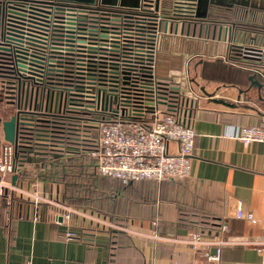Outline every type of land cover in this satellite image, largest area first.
<instances>
[{"label":"built area","instance_id":"1","mask_svg":"<svg viewBox=\"0 0 264 264\" xmlns=\"http://www.w3.org/2000/svg\"><path fill=\"white\" fill-rule=\"evenodd\" d=\"M54 4L63 7L52 9L47 24L38 28L32 42L24 46L28 55L21 60L22 65L15 63L10 70L0 68V105L9 107L11 114L18 113L17 132L30 131L32 139L27 145L35 149L27 160L17 158L15 146L19 142L5 140L0 125V196L8 195L7 219L13 214L12 198H17L32 207L31 214L18 212V218L37 221L44 210L52 209L53 218L66 225V236L77 239L80 235L69 226L71 217H83L97 225L112 224L81 208L69 207L54 191L42 189L36 178L22 176L27 163L32 160L40 164L42 156L48 159L56 151L78 153L83 146L97 175L123 181L188 177L196 132L189 121L193 106L185 98L191 99L194 92L190 86L180 85V107L174 115L160 110L154 95H148L144 103L130 99L118 103V89L88 78L96 73L98 62L105 63L109 75H117L124 85L134 75L146 79L160 75L156 71L157 55L163 35L172 32L173 27L166 20L160 30V16L155 14L159 0L157 7L156 0H138L135 10L145 13L142 18L102 15V23L96 27L98 43L90 42L87 27L77 24L89 18L87 11L70 3ZM120 4L119 0L114 3ZM196 8L197 0H173L170 11L174 16L186 17L196 15ZM179 25L184 24L177 22L174 29ZM228 46L236 47L240 56L228 59L226 51V62L264 79V40L260 44L229 41ZM109 52H121L122 59L110 57ZM46 67L53 70L52 74L69 72L70 82L42 84ZM145 85L140 83L136 88ZM241 100H245L243 95ZM102 110H112L118 118L99 120L93 112ZM232 136L244 144L264 142V128L240 126ZM222 230H226L225 223ZM188 242L200 249L209 240L192 232Z\"/></svg>","mask_w":264,"mask_h":264},{"label":"crops","instance_id":"2","mask_svg":"<svg viewBox=\"0 0 264 264\" xmlns=\"http://www.w3.org/2000/svg\"><path fill=\"white\" fill-rule=\"evenodd\" d=\"M200 1L205 6L236 4L264 11V0H197L196 12L198 7L204 11ZM227 26L179 25L164 34L161 43L162 52L181 50L183 60L191 52L201 56L197 70L204 61L214 60L220 68L236 70V76H213L203 68L199 73L208 91L218 86L219 96L234 98L237 89L232 85L246 87L251 74L225 61L228 43L260 44L264 36L239 28L227 30ZM158 61L159 53L156 71L165 76L157 68ZM261 91L264 96V85ZM200 99L189 115L196 134L188 177L127 183L106 179L101 186L106 201L99 198L97 205L103 208L107 203V213L100 217L112 226L100 229L103 225L71 217L69 226L80 235L77 239L66 236V225L53 218L52 209L44 210L37 221L17 214L7 219L4 212L0 264H264V142L244 144L232 136L240 126L264 128V102L253 101L258 113L240 106L205 105ZM0 107V118H8L12 110ZM27 211L31 214L32 207L25 203ZM209 219L225 223L226 230L221 224L208 244L192 248L191 231Z\"/></svg>","mask_w":264,"mask_h":264},{"label":"trees","instance_id":"3","mask_svg":"<svg viewBox=\"0 0 264 264\" xmlns=\"http://www.w3.org/2000/svg\"><path fill=\"white\" fill-rule=\"evenodd\" d=\"M173 0H159L158 11L155 13L160 16V30H163L166 20H170L172 23V31L177 22H183V24H212L215 26L228 25L231 28H239L248 31L260 32L264 36V11L256 8H249L243 5H222L216 3H209L206 8L204 16L194 15L179 17L171 14V3ZM114 1L107 3H70L77 8H83L88 12L89 18L85 21H79L78 25H84L88 29V39L92 43L100 42L99 36L96 31L102 22L100 17L102 15L110 16H122L133 17L135 19L142 18L145 13L136 11L133 4L121 3L120 5H114ZM109 56H118L116 59H122L121 52L114 53L109 52ZM239 51L234 46H228L227 58L239 59ZM96 73L88 76L89 79L96 81L98 84H106L110 88L118 89L117 102L120 103L125 99L133 100L134 102H145L148 95H154L156 100V106L163 112H171L174 115L180 107V97L182 91L180 90V83L173 77L164 75H154L148 79L142 75H134L127 85L122 84L120 78L110 76L107 71L105 63H97ZM53 70L46 67L44 69L42 84L48 85L50 82L54 84H66L70 82V73L65 72L63 74H52ZM260 77V76H259ZM261 78V77H260ZM259 78V79H260ZM262 80V81H261ZM260 81L264 85V79ZM147 84L145 87L136 88L137 84ZM145 106V105H144ZM144 108V107H143ZM93 114L99 120H113L117 119L118 115L112 110L94 111ZM67 136V135H66ZM16 139L19 144L15 146L16 157L19 159H25L31 157L35 152L33 147H29V143L32 139V133L27 130H19L16 135ZM45 152V151H43ZM42 152V153H43ZM40 164H35L32 160L27 163V168L22 172V176H30L38 179L42 187L45 189H51L58 194L63 202H66L74 206H88L97 209L99 212L107 213L103 208L107 203H103L104 207H98L97 201L105 200L106 193H103L101 186L106 179H117L123 183L130 181L140 180H128L123 181L117 177L97 175L93 173L85 148L82 146L80 152H62L56 151L51 153L46 159L44 156L40 159ZM36 173V176L34 173ZM73 175L74 180H69V176ZM59 178V179H58ZM83 182V183H82ZM88 186H83L85 183ZM62 183V186H61ZM100 195V196H99ZM8 195L0 196V222L3 219V214L6 209V200ZM12 212L18 214L23 212L25 203L17 198H12ZM121 224V223H120ZM221 222L209 219L208 221H200L199 227L191 232H197L204 238L214 236L215 231H219L221 228Z\"/></svg>","mask_w":264,"mask_h":264},{"label":"water","instance_id":"4","mask_svg":"<svg viewBox=\"0 0 264 264\" xmlns=\"http://www.w3.org/2000/svg\"><path fill=\"white\" fill-rule=\"evenodd\" d=\"M114 0H0V68L3 67L10 70L14 67L15 63L22 65L21 60L25 59L28 52L24 49V46L30 44L33 40L35 31L43 25L47 24L50 19L52 9L63 7V5H55L54 3H107ZM115 2V1H114ZM136 2L131 4L136 5ZM121 3H123L121 1ZM158 0H156L155 6L157 7ZM201 4V1L200 3ZM218 4V3H216ZM207 5L201 4L204 7V11L200 12V7L196 15L204 16ZM254 75L248 76V85L244 88L232 85L237 89V94L234 98H225L221 95H216L219 87H215L212 91H208L207 85H199V82L193 80L196 85L199 86L201 95L205 97L208 102L224 105L227 107H243L253 109L258 113L260 110L252 103L264 102V96L262 95L261 88L263 83L255 80ZM231 86V85H229ZM194 86H191L193 90ZM255 89V90H254ZM255 91V92H254ZM194 92V91H193ZM244 95L246 103L240 101V97ZM200 96L194 92V97L185 98L186 102L190 103V106L198 104ZM2 99L0 98V102ZM15 114H11L6 119L0 118V125L3 133V138L10 143H14L16 140L17 126L19 118ZM191 114V112L189 113ZM264 115V113H261ZM15 176H12V182L15 181Z\"/></svg>","mask_w":264,"mask_h":264},{"label":"rangeland","instance_id":"5","mask_svg":"<svg viewBox=\"0 0 264 264\" xmlns=\"http://www.w3.org/2000/svg\"><path fill=\"white\" fill-rule=\"evenodd\" d=\"M163 41H165V38ZM163 44L161 43V46L159 48V61L157 64V68H158L159 72L160 73L162 72L163 74H165V76L173 77L176 81H178L180 83V85L182 87L194 86L193 91L195 92L196 95L200 96V98H201L200 100H202L201 101L202 104L208 105V101L205 99V97L203 95H201V91L199 89V86L196 85L195 82L193 81V80H195V81L199 82V85H203L206 83V79L199 77V73L201 72L202 68H203L202 71L204 70V71H206L207 74L209 73L213 76H220V75L224 76L227 74H230L232 76L237 75V73L235 72L236 70L234 71V70L229 69V68L227 70H225V68H220V63L216 60H214L212 62H208V61H204L203 63L201 62L202 63L201 68H199L197 70L196 69V65H198L197 61L199 59H201V56H198V55L196 56L193 54V52H191L187 56L183 57V58H185L183 60L181 57L182 52L179 49L176 50L174 53L162 52ZM204 56L206 57L207 55H204ZM257 77H259V76H257ZM68 179L74 180V176L70 175ZM37 181L39 183V186L43 189L41 182L38 179H37ZM61 186H62V183H61ZM83 186L87 187L88 183H85ZM102 194L103 193H101V196H102ZM58 198L61 199L59 195H58ZM64 203L69 205V207H71V208H75V207L81 208V209L87 211V213H90V214L94 215V217H97V218L100 217L101 215H104L103 213L99 212L97 209H94V208H91L88 206L83 205L80 207V206L70 205L66 202H64ZM100 219L103 220L104 218L100 217ZM104 228H106V225L104 227V224H103V226L100 227V229H104Z\"/></svg>","mask_w":264,"mask_h":264}]
</instances>
